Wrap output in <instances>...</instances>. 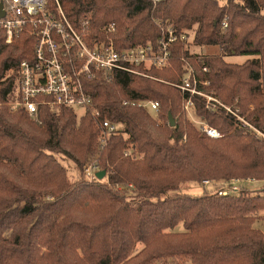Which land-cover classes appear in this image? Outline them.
Returning <instances> with one entry per match:
<instances>
[{"label":"trees","instance_id":"trees-1","mask_svg":"<svg viewBox=\"0 0 264 264\" xmlns=\"http://www.w3.org/2000/svg\"><path fill=\"white\" fill-rule=\"evenodd\" d=\"M59 1L74 26L88 18L93 35L116 49L156 42L159 23L168 22L178 35L193 31V46L220 53L192 54L178 42L170 65L151 77L116 73L88 82L100 119L123 127L102 146L85 112L77 119L69 108L38 106L34 115L12 108L19 65L33 60L35 39L24 32L7 45L0 30V264H264V230L255 226L264 215L252 216L264 212V185L231 195L178 191L208 180L264 182V0ZM103 27L114 31L100 33ZM237 56L253 59L225 61ZM188 66L202 92L247 113L262 138L195 97L197 119L221 137L198 131L174 86ZM136 101L157 102L158 110ZM98 152L106 183L82 175ZM56 156L74 164L77 180Z\"/></svg>","mask_w":264,"mask_h":264},{"label":"built area","instance_id":"built-area-1","mask_svg":"<svg viewBox=\"0 0 264 264\" xmlns=\"http://www.w3.org/2000/svg\"><path fill=\"white\" fill-rule=\"evenodd\" d=\"M0 8L3 14L0 30L5 36V44L14 43L24 32L35 39L33 60L22 61L19 65L16 107H22L30 115L36 114L38 106L81 109L97 123L102 146H105L111 134L120 132L122 127L100 119V112L87 90L88 82L110 81L116 73L150 77L151 70L167 68L176 43L186 41L185 34L178 35L172 25L160 22L161 35L156 42L116 49L113 43H106L93 35L88 18L74 26L64 14L59 0H0ZM222 26L226 27L225 22ZM106 31L113 32L114 28L100 29V33ZM174 86L182 96L186 117L206 136L215 139L221 137L214 128L197 119L194 113L195 97L205 101L206 109H223L240 122L247 123L237 110L225 107L213 94L202 92L189 66L181 82ZM131 104L153 113L159 106L153 101H136ZM97 171V161L93 160L85 168L89 181L95 180ZM253 182L249 179L242 184ZM239 183L235 181L233 185ZM233 190L236 192L237 188Z\"/></svg>","mask_w":264,"mask_h":264},{"label":"rangeland","instance_id":"rangeland-1","mask_svg":"<svg viewBox=\"0 0 264 264\" xmlns=\"http://www.w3.org/2000/svg\"><path fill=\"white\" fill-rule=\"evenodd\" d=\"M223 1L224 0H219V3L223 4L224 3ZM166 23H168V22H166ZM169 25H172V24H169ZM193 33H194L193 31H190L188 33V36L186 37V42L188 44L187 47H188L190 53L198 54V55H202V56H210V55H213V54L220 53L219 48H216V47H206V46L195 47V46H193L191 44L192 39H193V35H194ZM250 59H253V57L237 56V57H226L225 61L228 62V63H231V64H243L246 60H250ZM219 101L225 107H232V108H235V110H237L234 105H227V104L223 103L220 99H219ZM11 106H12L13 109L16 108V100H14V102L11 103ZM249 110H253V107L250 106ZM74 111H75L77 119H79L84 114V111H82L81 109H74ZM236 112H238V110ZM246 115H247V113L241 116L242 119L245 120V122H246V119H245ZM246 124H248L249 127H247ZM244 126L246 128H248V129L253 130V132H254L253 134L254 135L257 134L256 136L259 135L258 137L262 138L261 132L259 130H256L255 128H253L249 123H245ZM119 127H122V125H120ZM118 133H120V132H118ZM128 154H130V153L126 152L124 155L127 156ZM99 156H100V154L98 152L94 156H92V157L89 156L88 157L89 161L85 163V165L83 166V169H82V175H83L84 180H88L89 181V178H88V176L85 173V168H87L89 163H91L93 160L97 161V158H99ZM56 159L66 169L67 177H68L69 181L73 182V181L77 180V177H78L79 173H78V171H76L74 164L70 160H68L67 158H62V157L56 156ZM101 171H103V170L100 168V166H98L97 173H99ZM107 178H108V175H107V173H105V176L101 180H98L97 178H95L94 181L106 183L107 182ZM250 180H253V179H250ZM208 181H209V183H204L205 182L204 181L203 183H201L198 186L194 185V184H182V185L179 186L178 191H181L182 193L191 194V195H197V194H199L202 191V189H205L207 192H210V193L222 191L223 192L222 195H231V194L235 193V191L233 190L234 187L237 188V190H236V192H237V191H239L240 189H243V188H247L249 190L261 189L263 187V185H264V182H256L255 180H253L254 182L251 183V184H247V183H243L242 184V182L244 180H239V179H231V180H228V181L227 180H215V181L208 180ZM235 181H239L240 183L235 186V185H233ZM89 182H91V181H89ZM173 193L174 192H171V193H169V195H171ZM255 215L256 216L258 215L257 217H262L264 215V212H259L257 214H253L252 216H255ZM255 226L258 227L261 230H264V221L258 219L257 222L255 223ZM176 230L183 231L182 225L179 224V226L176 228ZM138 249H140V247H138Z\"/></svg>","mask_w":264,"mask_h":264},{"label":"water","instance_id":"water-1","mask_svg":"<svg viewBox=\"0 0 264 264\" xmlns=\"http://www.w3.org/2000/svg\"><path fill=\"white\" fill-rule=\"evenodd\" d=\"M2 16H3V14H2V12L0 10V18H2ZM168 118H169L170 126L173 127L174 126V123H173V120H172V117H171L170 114L168 115ZM104 176H105V172H103V171H101V172H99V173L96 174V178L98 180H101Z\"/></svg>","mask_w":264,"mask_h":264}]
</instances>
